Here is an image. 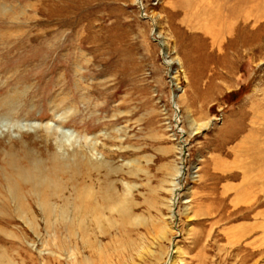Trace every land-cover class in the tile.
Here are the masks:
<instances>
[{"label": "rangeland", "instance_id": "1", "mask_svg": "<svg viewBox=\"0 0 264 264\" xmlns=\"http://www.w3.org/2000/svg\"><path fill=\"white\" fill-rule=\"evenodd\" d=\"M207 1L0 0V264H264V0Z\"/></svg>", "mask_w": 264, "mask_h": 264}, {"label": "bare ground", "instance_id": "2", "mask_svg": "<svg viewBox=\"0 0 264 264\" xmlns=\"http://www.w3.org/2000/svg\"><path fill=\"white\" fill-rule=\"evenodd\" d=\"M206 1V0H205ZM224 1H232V0H209V1H207V3L205 2L203 5H202V8H200L199 10H200V12L198 11V14L196 15L197 16V24L199 25V26H201V25H206L203 21H205V20H209V22H211V23H213V25L214 24H216V22H218V20L222 17L221 15H222V12H223V5L225 4L224 3ZM237 1H239L240 3L241 2H243L244 3V1L245 0H237ZM229 2H228V6H229ZM223 3V4H222ZM232 2H230V4H231ZM227 4H225V6H226ZM194 6V5H193ZM212 6H214V8L215 9H212L211 7ZM229 9H230V11H231V6H229L228 7ZM223 9V10H222ZM225 9H227V7H225ZM222 11V12H221ZM225 11V10H224ZM193 14V13H192ZM196 14V13H195ZM195 14H193V15H195ZM205 16H206V19H205ZM191 17H193V16H191ZM203 23V24H202ZM193 28V27H192ZM203 28H204V26H203ZM206 30L207 31H213L212 29H209L208 27H206ZM201 126V125H200ZM256 153H257V156H254L253 157V159H252V165H254V166H258V167H261V170H260V172L261 171H263V162H261L262 161V159L264 158V156H263V154H264V151H262V150H257L256 149ZM29 157H27V155H25V156H23V158L21 159H17V160H15V161H13L12 162V164H10V165H13V166H17V167H19L21 170L20 171H18V172H20L18 175L21 177V179H22V176L24 175V177H25V174H28V171H27V168L29 167V162H30V160L28 159ZM101 165V164H100ZM106 165H108V164H106ZM60 167V166H59ZM249 170L250 169H246V173L248 174V172H249ZM25 171V173H22V172H24ZM246 177V176H245ZM32 178V177H31ZM250 180H252V179H250ZM246 181V180H245ZM253 181V180H252ZM251 181V182H252ZM253 183V182H252ZM251 186V185H250ZM90 195H89V192L88 193H86L85 195H81L80 196V202L79 203H82V205H79V207L77 208V209H79V210H81L83 213H85L86 215L89 213V212H94L95 214H97L98 215V213H99V210H98V207L97 208H94L93 207V204L92 205H90L89 203H91V202H89V203H87V200H86V198H90L89 197ZM82 198H84V201L82 200ZM103 201H104V199H103ZM106 201V200H105ZM76 202V201H75ZM101 202H102V200H101ZM84 203H85V206H84ZM103 204V203H102ZM106 204H107V202H106ZM104 205V204H103ZM101 206V205H100ZM106 207V206H105ZM112 207V206H111ZM102 210V209H101ZM112 210L114 211V210H116L117 212H119V213H121V214H123L124 216H129L128 214H129V206H128V204L126 203V201H124V202H121V204H120V206H118V207H115V208H113L112 207ZM101 212V211H100ZM99 220V219H98Z\"/></svg>", "mask_w": 264, "mask_h": 264}]
</instances>
